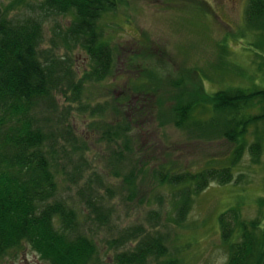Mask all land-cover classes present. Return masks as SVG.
I'll return each mask as SVG.
<instances>
[{"label":"trees","instance_id":"1","mask_svg":"<svg viewBox=\"0 0 264 264\" xmlns=\"http://www.w3.org/2000/svg\"><path fill=\"white\" fill-rule=\"evenodd\" d=\"M125 1L0 0V263L29 247L46 264H181L170 249L171 230L186 223L196 195L213 182H233V169L247 147L253 161H260L261 140L248 144L246 135L250 124L264 122L262 87L206 92L202 86L196 93L179 92L170 109L162 99L155 101L158 114H147L146 97L167 84L180 87L185 75L167 83L142 65L131 78L137 100L129 103L134 114H124L125 101L119 98L111 105L84 99L88 84L116 71L117 47L102 21L109 14L116 16ZM247 14L250 28L264 30V0H250ZM77 48L89 57L81 76L71 53ZM254 106L261 113L246 115ZM75 112L87 115L93 130L101 129L108 145L103 169H91L88 138L78 135ZM151 121L209 140L222 134L239 144L228 166L218 167L211 160L198 171L152 167L141 156V133H134ZM256 133L259 136V130ZM149 174L154 187L170 189L172 208L162 212L151 206L147 222L121 227L112 200L119 195L124 201L135 199ZM63 179L76 185L83 181L75 197L61 193ZM103 188L107 195L100 192ZM157 199L163 202L162 195ZM145 202L151 204V197L144 195L140 203ZM219 221L229 250L225 264L263 263L264 227L259 219H243L238 208H231ZM105 230L107 249L113 252L107 258L96 238Z\"/></svg>","mask_w":264,"mask_h":264},{"label":"rangeland","instance_id":"2","mask_svg":"<svg viewBox=\"0 0 264 264\" xmlns=\"http://www.w3.org/2000/svg\"><path fill=\"white\" fill-rule=\"evenodd\" d=\"M249 1L126 0L116 16L109 14L102 21L117 47L116 71L102 82L88 84L84 90V99L93 105H111L114 98H119L125 101L124 114H134L130 108L133 106L129 104L134 100L137 103L131 78L141 72L142 65L154 69L167 83L182 73L185 75L181 85L183 88L167 87V84L157 90L158 94L150 93L146 97L147 114H158V109L153 110L156 107L155 101L162 99L165 109H170L179 92L185 95L190 94V91L191 94L196 93L202 86L206 92L235 87L264 88V30L250 28L247 14ZM61 20L64 22L66 19L61 17ZM262 22L264 29V19ZM50 25L47 37L50 36ZM144 52L146 59L142 58ZM71 53L75 56L81 76L88 68L89 57L81 48ZM130 68L134 71H129L132 70ZM245 113L260 114L261 108L250 107ZM74 123L78 135L88 138L90 150L86 155L91 169H103L108 145L101 137V129L93 130L92 120L77 112L74 113ZM139 132L144 144L141 156L152 167L165 164L198 171L210 166L211 160L218 167L228 166L239 144L222 134L209 140L195 136L198 134L196 132L181 130L172 125L160 128L155 121L145 127H137L134 133ZM246 140L248 144L261 140L263 147L260 161H253L247 147L239 164L233 169L234 181L228 184L213 182L196 195L186 223L171 230L173 240L170 249L181 264H225L228 261L229 250L222 238L219 218L231 208H238L243 219H259L260 228L264 227V122L250 124ZM151 176L149 174L141 181L135 199L124 201L119 195L112 200L121 227L147 222L146 214L151 206L162 209V212L172 208L170 189L154 187L155 182ZM115 182L120 188V181ZM82 183L80 181L78 185ZM60 185L64 197L68 199L69 196H76L78 185L65 179L60 181ZM100 192L106 194L104 188ZM144 195L151 197V204L140 203ZM157 195L163 196V204H160ZM76 198V206L79 207L80 201ZM113 232L115 234L116 228ZM107 237L106 230L96 235L105 258L113 253L107 249ZM23 256L34 258L35 254L28 247L14 260L18 264H28L20 261ZM7 260L9 262L10 258Z\"/></svg>","mask_w":264,"mask_h":264},{"label":"flooded vegetation","instance_id":"3","mask_svg":"<svg viewBox=\"0 0 264 264\" xmlns=\"http://www.w3.org/2000/svg\"><path fill=\"white\" fill-rule=\"evenodd\" d=\"M20 261H26V262H28V264H46L43 260L39 259L36 255L34 258H29L28 256H23ZM9 262H10V264H18V262L14 259L9 260ZM9 262H5L4 264H7Z\"/></svg>","mask_w":264,"mask_h":264},{"label":"water","instance_id":"4","mask_svg":"<svg viewBox=\"0 0 264 264\" xmlns=\"http://www.w3.org/2000/svg\"><path fill=\"white\" fill-rule=\"evenodd\" d=\"M262 264H264V260H263V263Z\"/></svg>","mask_w":264,"mask_h":264}]
</instances>
